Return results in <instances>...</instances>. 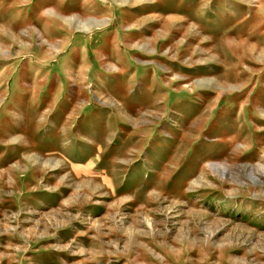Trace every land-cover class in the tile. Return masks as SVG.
<instances>
[{"label":"rangeland","instance_id":"374dc122","mask_svg":"<svg viewBox=\"0 0 264 264\" xmlns=\"http://www.w3.org/2000/svg\"><path fill=\"white\" fill-rule=\"evenodd\" d=\"M0 264H264V0H0Z\"/></svg>","mask_w":264,"mask_h":264}]
</instances>
